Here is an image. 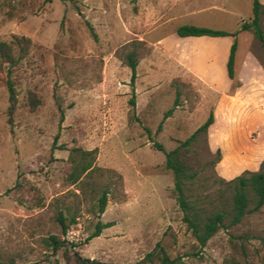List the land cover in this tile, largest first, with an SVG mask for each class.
<instances>
[{
	"label": "rangeland",
	"instance_id": "rangeland-1",
	"mask_svg": "<svg viewBox=\"0 0 264 264\" xmlns=\"http://www.w3.org/2000/svg\"><path fill=\"white\" fill-rule=\"evenodd\" d=\"M251 17L252 0H0V39H31L13 71L18 105L12 123L6 65H0V262L72 264L66 249L107 264H134L163 246L184 264H264V204L201 245L182 218L165 166V151L212 110L214 124L186 154L202 169L200 178L240 171L232 162L234 133L259 167L264 121L248 125L246 116L264 113V45L252 30L240 29ZM183 23L238 31L237 78L245 86L235 96H227L236 88L229 92L226 76L208 79L205 73L218 69L217 54L209 64L207 49L217 52L222 41L181 39L175 30ZM260 24L264 32V8ZM191 45L209 57L199 69L191 64ZM132 49L138 57L134 107L125 56ZM29 89L40 98L34 110L26 104ZM73 146L96 149L95 168L83 181L68 177ZM218 147L222 159L212 166L208 160ZM104 183L109 193L99 213L92 207L96 186ZM60 210L77 214L64 233ZM98 219L113 223L88 238ZM50 234L63 240L56 250L43 239ZM158 263L156 256L143 262Z\"/></svg>",
	"mask_w": 264,
	"mask_h": 264
},
{
	"label": "trees",
	"instance_id": "trees-1",
	"mask_svg": "<svg viewBox=\"0 0 264 264\" xmlns=\"http://www.w3.org/2000/svg\"><path fill=\"white\" fill-rule=\"evenodd\" d=\"M264 8L261 0H252V17L249 22H242L240 29H250L254 35L264 45V32L260 24V13ZM92 35L97 38L96 32L90 26ZM239 29V30H240ZM175 32L180 36L185 35H230L232 41L226 62L227 74L231 79L230 93L239 85L237 78L239 60L237 56L238 37L237 33L229 32L225 29L215 28L207 25L194 23H183L176 27ZM31 45L30 37L25 35L13 34L9 40L0 39V65H6V87L8 91L7 121L12 123L13 114L18 105V96L15 86L14 68L28 54ZM126 61L131 69L130 83L132 95L129 103L132 107L135 105L134 81L137 76L136 66L138 57L136 50L132 49L126 53ZM178 96V92L176 94ZM176 96V97H177ZM40 103L37 93L29 89L27 92L26 104L31 110H34ZM176 105V102H175ZM172 107L168 108L164 115L171 113ZM134 115V113L132 114ZM215 115L210 110L207 117L183 140L171 149L165 151V166L170 168L174 178L175 198L182 210V218L187 227L191 230L197 242L201 245L206 244L207 240L214 235L220 228H228L240 223L246 214L255 212L264 204V157L260 161L257 169L246 168L239 174L225 178L218 174L213 176H204L200 178L202 169L193 166L187 159V149L189 145L198 139L199 135L206 137L207 130L214 124ZM161 124L158 126L160 129ZM58 134H55L52 148H55ZM160 149L163 146L157 143ZM64 147V146H58ZM96 149L73 146L69 148L68 159L71 162V169L68 177L71 182L83 181V175H88L95 168ZM221 158V150L218 147L214 158L208 162L214 166ZM222 159V158H221ZM221 159L218 161L220 162ZM97 195L94 208L99 213L105 209L109 185L108 183L97 184ZM76 211L69 216L60 210L57 214V220L60 223L62 232H66L70 224L76 221ZM111 221H102L98 219L95 228L87 236L91 238L99 235L104 227L111 225ZM45 243L56 250L61 247L63 240L56 234H50L43 238ZM241 249H242V242ZM67 262L72 264H107L105 261L96 258L82 256L78 251L69 252L64 250ZM158 258V264H184L179 257H172L163 246L157 251L146 253L145 257L136 261L134 264H143V262L152 261L154 257ZM2 261L0 264H12L13 260Z\"/></svg>",
	"mask_w": 264,
	"mask_h": 264
},
{
	"label": "crops",
	"instance_id": "crops-1",
	"mask_svg": "<svg viewBox=\"0 0 264 264\" xmlns=\"http://www.w3.org/2000/svg\"><path fill=\"white\" fill-rule=\"evenodd\" d=\"M178 35V34H177ZM169 36L166 35L164 37L161 38V41H164L168 38ZM179 38L181 39H189V40H202L208 44H211L212 43H219L220 41H222V45L221 46H218V50L217 52L213 51L212 48L211 50L207 49L208 51H211V54L209 55V57L207 56V59L205 56H203L202 54V51L201 50H198L196 49L195 47H193V45L190 46V50H194L195 54L192 56L191 58V64H193L195 67L198 68V66L200 64H204L203 62H207L208 61V58L210 59L209 60V64L212 62V60H215L214 58V55L217 54V58H216V63H217V70H213L211 68L207 69L205 73H207L208 75V79H212L213 76H216V74H220V79L224 76H226V84L228 83V81H231V79L229 78L228 74H227V66H226V62H227V58H228V54H229V50H230V45H231V39L228 38L227 35H207V34H203V35H185V36H180L178 35ZM206 51V52H208ZM206 59V61H205ZM213 68V67H212ZM212 77V78H210ZM239 80L242 81L241 79V75H240V72H239ZM245 81L243 80V83H241V85H239L238 87H236L235 89V93L233 94H227L228 97H233L236 95V93L238 92V90L240 88H243L245 85H244ZM224 97V96H223ZM225 98V97H224ZM247 120H246V123L248 125H252L254 123H257V121H264V113L263 112H254L253 111L249 114H247L246 116ZM230 144H231V147H232V151H233V155H234V160L232 159V162L234 165H240L242 166L240 171L235 173V174H232V175H224L222 174L223 177L225 178H231L237 174H239L242 170L246 169V168H249V169H257V167H254L252 166L251 164V158H249L248 156L244 155L243 151H242V147H240V143H239V138H238V135L237 133H234L232 136H231V139H230ZM217 145V144H215ZM221 145V144H219ZM224 148V146H223ZM231 152V151H230ZM223 154H224V149H223ZM223 157V156H222Z\"/></svg>",
	"mask_w": 264,
	"mask_h": 264
}]
</instances>
